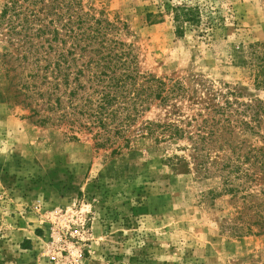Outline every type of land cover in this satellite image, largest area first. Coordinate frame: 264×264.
Returning a JSON list of instances; mask_svg holds the SVG:
<instances>
[{
  "label": "rangeland",
  "instance_id": "374dc122",
  "mask_svg": "<svg viewBox=\"0 0 264 264\" xmlns=\"http://www.w3.org/2000/svg\"><path fill=\"white\" fill-rule=\"evenodd\" d=\"M85 5L116 24L111 36L130 45L142 73L166 83L167 98L151 100L133 129L203 118L229 89L242 101L264 100L249 48L264 46V0ZM184 5L200 18L181 24L180 35L174 8ZM14 51L0 26V264H264V234L238 235L241 200L224 193L213 167L196 171L188 138L136 131L129 143L101 146L108 135L99 128L41 124L9 88ZM239 137L255 142L249 132Z\"/></svg>",
  "mask_w": 264,
  "mask_h": 264
},
{
  "label": "trees",
  "instance_id": "16d2710c",
  "mask_svg": "<svg viewBox=\"0 0 264 264\" xmlns=\"http://www.w3.org/2000/svg\"><path fill=\"white\" fill-rule=\"evenodd\" d=\"M199 13L193 6L174 8L180 35L181 24L199 21ZM0 26L15 46L6 72L9 88L31 116H40L37 122L99 128L101 137L108 135L97 143L101 146L119 138L129 143L126 135L136 131L157 141L188 138L196 171L209 175L213 167L223 178L224 193L241 200L234 219L238 235L264 234L263 99L242 101L229 89L223 104L203 118L193 116L186 125L146 120L133 129L150 101L165 100L168 92L163 96V80L141 72L130 45L111 36L114 22L92 5L86 9L85 0H3ZM249 48L256 84L264 87V46ZM192 124L196 130L188 128ZM247 132L258 144L240 139Z\"/></svg>",
  "mask_w": 264,
  "mask_h": 264
}]
</instances>
